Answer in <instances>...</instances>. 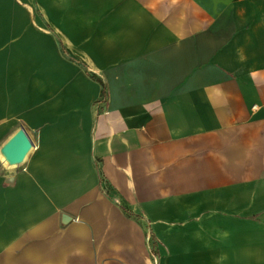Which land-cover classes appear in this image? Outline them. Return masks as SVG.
Segmentation results:
<instances>
[{
    "label": "crops",
    "instance_id": "crops-1",
    "mask_svg": "<svg viewBox=\"0 0 264 264\" xmlns=\"http://www.w3.org/2000/svg\"><path fill=\"white\" fill-rule=\"evenodd\" d=\"M126 1L81 56L63 44L26 107L0 68V130L30 121L36 147L9 197L39 194L31 250L80 249L40 236L42 210L64 208L73 226L112 225L113 264H264V0ZM0 242L25 256L18 232Z\"/></svg>",
    "mask_w": 264,
    "mask_h": 264
},
{
    "label": "rangeland",
    "instance_id": "rangeland-1",
    "mask_svg": "<svg viewBox=\"0 0 264 264\" xmlns=\"http://www.w3.org/2000/svg\"><path fill=\"white\" fill-rule=\"evenodd\" d=\"M127 3L126 0H0L1 73H14L23 79L25 83L22 89L23 107H26L31 99L32 82L39 81L41 93L47 90L49 68L57 70L63 67L61 60L65 49L63 44L69 56L73 58L81 56L82 52L89 50L87 43L85 44L87 39L91 40L97 35L93 29L94 25L121 24L122 19L118 11L126 8ZM86 26L89 27L84 28L85 31H80V28ZM54 79L58 80V75L54 76ZM23 127L29 134H33L30 121ZM16 131L11 130L6 133L0 130V238L9 235L15 237V233L18 232L20 236H24L26 240L24 246L28 245V247L23 258H16L7 256L6 247L0 246V264H113L112 257L106 256V253H111L113 249L112 225L104 223L73 226L72 224L81 218L71 219L64 208L42 210L46 213L45 216L50 224L43 226L45 228L40 230L42 233L40 236L45 239L50 238L56 246L74 244L80 249L71 248L65 251L53 249L50 251L51 257L42 256L41 250L36 252L31 250L30 240L33 239L31 235L34 233L39 236V230L35 229L37 226L33 225L37 219L32 220L35 214H39V210L32 208V200L39 194L27 191L30 190L28 187L25 192L30 199L25 200V193L22 194L24 201L10 202L9 197L16 199L17 184L22 187L27 185L26 180L18 182V177L27 170V162L36 151V147L33 146L28 151L22 162L8 161L3 153V147ZM106 191L113 195L109 187H106ZM114 203L123 206L121 201ZM107 216L108 220H112L114 214L110 210ZM84 220L95 221V217H85ZM104 221H107L106 218ZM130 221L117 226L120 232L128 229ZM96 237L104 239L105 256L103 257L93 255L97 251ZM75 239L79 240L75 242ZM149 244L151 245V241ZM37 253H40V256ZM74 253L82 256H71Z\"/></svg>",
    "mask_w": 264,
    "mask_h": 264
},
{
    "label": "water",
    "instance_id": "water-1",
    "mask_svg": "<svg viewBox=\"0 0 264 264\" xmlns=\"http://www.w3.org/2000/svg\"><path fill=\"white\" fill-rule=\"evenodd\" d=\"M33 146V141L26 129L20 127L19 131L3 147V153L11 163H20Z\"/></svg>",
    "mask_w": 264,
    "mask_h": 264
},
{
    "label": "trees",
    "instance_id": "trees-1",
    "mask_svg": "<svg viewBox=\"0 0 264 264\" xmlns=\"http://www.w3.org/2000/svg\"><path fill=\"white\" fill-rule=\"evenodd\" d=\"M93 79H94V76H92ZM100 82V84L102 85L103 87V90H102V95H105V87H104V84L101 80H98ZM121 209L123 210V212H125L127 214V216H132L133 214L126 208V207H123L121 206Z\"/></svg>",
    "mask_w": 264,
    "mask_h": 264
},
{
    "label": "bare ground",
    "instance_id": "bare-ground-1",
    "mask_svg": "<svg viewBox=\"0 0 264 264\" xmlns=\"http://www.w3.org/2000/svg\"><path fill=\"white\" fill-rule=\"evenodd\" d=\"M6 158V157H5Z\"/></svg>",
    "mask_w": 264,
    "mask_h": 264
}]
</instances>
